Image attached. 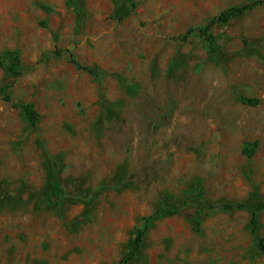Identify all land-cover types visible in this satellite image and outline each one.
Wrapping results in <instances>:
<instances>
[{
  "label": "rangeland",
  "instance_id": "obj_1",
  "mask_svg": "<svg viewBox=\"0 0 264 264\" xmlns=\"http://www.w3.org/2000/svg\"><path fill=\"white\" fill-rule=\"evenodd\" d=\"M68 1L0 0V94L14 83L41 117L35 131L0 103V264H119L161 209L178 214L149 222L129 264H264V212L253 233L250 212L197 206L264 195V0L214 28L216 52L167 38L256 0H134L122 24L111 0H72L80 30ZM47 156L65 196L44 194Z\"/></svg>",
  "mask_w": 264,
  "mask_h": 264
},
{
  "label": "trees",
  "instance_id": "obj_2",
  "mask_svg": "<svg viewBox=\"0 0 264 264\" xmlns=\"http://www.w3.org/2000/svg\"><path fill=\"white\" fill-rule=\"evenodd\" d=\"M111 1L113 4V12L111 14V18L117 21L119 24H122L130 17L136 15L138 5L134 2V0H111ZM261 4H262V0H256L243 6L229 8L228 10L222 12L220 15L212 19L206 27L190 28L184 34L178 36H171L168 37L167 39L172 42L187 43L194 34H199L211 46L212 51L216 52L218 51V45L216 44L214 28L217 27L218 25H222V24L225 25L235 19H239L246 16L248 13L258 8ZM67 7L75 13L77 29L78 30L82 29L88 20V14L84 9V7L72 0H69L67 2ZM45 11L47 12V14L51 13V9L49 8H45ZM41 27L48 30L49 29L48 21L47 20L42 21ZM52 37L55 44L57 45L60 41L59 34L56 32H52ZM65 51L69 53L71 62L76 67L93 75L99 80H102L104 78L105 75L103 72H101L98 69L90 68L88 66L83 65L74 57V55L69 50L66 49ZM63 52L64 51L62 49L56 47L55 54L61 55ZM7 59L8 61H12L15 64V67L10 69V72L15 82L22 76V74L17 69L21 65L19 55L16 53H8ZM13 84L14 83H12L10 86L5 87L2 90L0 94V103L5 102L11 104L13 108L22 110L24 117L27 120V122L30 124V126L35 131H38L40 119H41L39 112L35 109V107L32 104L16 103L13 101V97L10 92L11 88L13 87ZM244 102L250 106H257L259 104L258 100L248 99V98H244ZM253 146L257 147V144H254ZM254 152H255L254 149L249 150L247 154L249 157H252L254 155ZM47 166H48V176H47L46 186L44 188L45 196L50 199L65 196L66 190L62 186V183L58 177L56 166L50 156H47ZM197 206L200 209V211L221 210L225 212H238V211L250 212L252 214V218H251L252 231L253 233H257L259 229L258 214L260 212H264V195L258 191H255L251 193L250 196L244 201L218 202V203L202 201L198 203ZM176 214H178L177 211L161 209L158 212H156L153 216H151L148 219L145 228L138 233L136 239L133 241L131 252L127 254L119 264H129L135 258H138L141 255L144 245V240L148 230V225L151 220L157 219L159 217L173 216ZM197 223H199V221H197ZM258 249L264 254V236L260 238L258 241Z\"/></svg>",
  "mask_w": 264,
  "mask_h": 264
}]
</instances>
